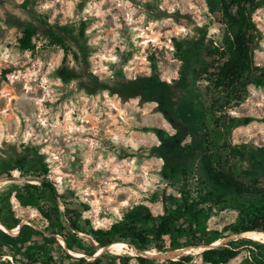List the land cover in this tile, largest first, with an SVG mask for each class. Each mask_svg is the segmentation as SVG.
I'll return each mask as SVG.
<instances>
[{"label":"rangeland","instance_id":"374dc122","mask_svg":"<svg viewBox=\"0 0 264 264\" xmlns=\"http://www.w3.org/2000/svg\"><path fill=\"white\" fill-rule=\"evenodd\" d=\"M219 10L216 0H0V166L18 164L26 155L44 158L58 192L73 207L84 210L80 204H88L83 213L96 227L110 226L137 204L162 214L164 191L177 198L197 197L201 183L196 165L187 180L167 183L162 178L160 141L154 132L143 130L164 127L174 132L158 103L140 95L124 98L102 86L148 75L154 62L161 78L169 82L178 78L183 61L176 41L206 34L220 42L224 27ZM252 16L259 31L253 59L264 68V4L257 5ZM82 21L85 53L79 61L72 54L64 61V50L48 43L45 27H74L77 36ZM28 25L37 29L35 50L21 51L18 39ZM73 49L78 50L74 45ZM62 66L80 73L81 78L64 81L59 77ZM190 86L204 89L206 82L196 80ZM186 94V89L177 93ZM230 113L241 119H264V86L250 85L245 102ZM231 141L264 147V121L244 125L239 120ZM237 168L241 180L264 179V162L255 167L242 161ZM12 174L19 178L20 171L14 169ZM9 182L0 181V188ZM155 193L159 198L153 201ZM237 201L230 197L202 205L207 230H223L235 222ZM60 202L63 205L64 199ZM15 203L23 218L20 226L27 223L43 229L47 225L36 209ZM165 238L169 246L170 238ZM167 252L174 251H156L149 257L163 262L169 258ZM248 255L243 249L226 264H247ZM0 260L16 264L8 255ZM122 261L117 258L116 264ZM127 264L139 263L133 258ZM193 264L208 263L196 255Z\"/></svg>","mask_w":264,"mask_h":264},{"label":"trees","instance_id":"16d2710c","mask_svg":"<svg viewBox=\"0 0 264 264\" xmlns=\"http://www.w3.org/2000/svg\"><path fill=\"white\" fill-rule=\"evenodd\" d=\"M216 1L224 36L220 42L206 34L190 40H177V53L183 61L178 78L170 82L161 78L154 62L148 75L122 78L112 87L102 86L124 98L140 95L158 103L174 132L164 127H145L143 130L154 132L160 141L157 151L164 161L162 178L167 183L187 180L196 165L201 183L199 195L191 198L185 194L177 198L164 191L162 214L155 215L146 204H137L128 208L110 226L96 227L83 213L88 204H80L84 210L73 207L58 192L54 180L49 177L50 166L44 158L26 155L18 159V164L0 166V181H11L0 188V258L11 256L16 264H116L117 258L124 264L133 258L139 264H193L196 255H200L205 263L226 264L247 249V264H264V242L251 238L233 239L199 254L163 262L147 254H143L145 257L118 256L105 251L96 255L100 248L115 242L118 243L114 245L131 250L113 248L130 254L144 250L183 251L210 245L233 233L264 231V179L241 180L237 168L238 162L242 161L255 167L261 165L264 147L236 145L231 141L239 120L247 125L264 119L257 120L253 116L241 119L230 113L232 108L245 102L250 85L264 86V68L255 64L253 59L259 31L252 16V10L264 4V0ZM36 34L35 27L25 26L18 39V48L21 51L35 50L33 40ZM45 34L50 45L64 50V61L70 54L79 61L81 53H85L84 21L77 36L74 27L66 25L46 26ZM73 45L78 50H74ZM59 77L70 82L81 75L62 66ZM201 79L206 82L204 89L190 86ZM185 89L186 95H177ZM14 169L20 171L19 178L12 174ZM18 179L25 181L17 182ZM230 197L238 198L236 221L223 230H207L205 207L201 206L214 200L221 203ZM61 198L64 199L63 205ZM158 198L157 193L152 197L153 201ZM14 200L22 208L36 209L47 220V225L43 229L27 223L20 226L23 218L18 214ZM166 236L170 238L169 246ZM127 243L144 250L131 248ZM0 263L11 264L10 260H0Z\"/></svg>","mask_w":264,"mask_h":264},{"label":"bare ground","instance_id":"6f19581e","mask_svg":"<svg viewBox=\"0 0 264 264\" xmlns=\"http://www.w3.org/2000/svg\"><path fill=\"white\" fill-rule=\"evenodd\" d=\"M233 236H247L248 238H251V239H254V240H257V241H264V232H255V231H246V232H243L241 234H235ZM230 237H225V238H221V239H218L216 240L215 242L211 243L210 245H203V246H199L198 248H194V247H191V248H188L186 250H183V251H174V252H170V253H166V255L169 257V258H176L177 256L181 255V254H186V253H190V252H195V254H199L200 252H202V250H205L206 248H211V247H216V246H219L221 245L222 243L224 242H227V240L229 239ZM126 244V243H125ZM129 247L131 248H135V249H138L136 247H133V246H130L129 244H127ZM115 246H118V247H121V248H125V247H122V246H119V245H113L111 246V250L113 252H122L116 248H113ZM127 250H131V249H128V248H125ZM103 250V248L101 249V251ZM139 250V249H138ZM134 251V250H133ZM157 250H153L152 252H146V251H143V252H137V251H134L136 252L137 254L136 255H141V256H144L143 254H152L154 252H156ZM128 255V254H127ZM147 257V256H146Z\"/></svg>","mask_w":264,"mask_h":264},{"label":"water","instance_id":"95a60500","mask_svg":"<svg viewBox=\"0 0 264 264\" xmlns=\"http://www.w3.org/2000/svg\"><path fill=\"white\" fill-rule=\"evenodd\" d=\"M1 221V220H0ZM6 227V226H5ZM7 228V227H6ZM248 231H259V232H264V231H261V230H248ZM244 232H246V231H244ZM241 233H243V232H240V233H233V234H231V235H229L228 237H230L228 240H227V242L228 241H230V240H233V239H238V238H248L247 236H233V235H235V234H241ZM63 238V237H62ZM57 239H59V241H60V238L57 236ZM64 240V239H63ZM61 242V241H60ZM261 242H264V241H261ZM115 243H118V242H115ZM115 243H113L112 245H110V246H107V247H104L103 248V250H102V252H100L99 254H101V253H103V252H105V251H112L110 248H111V246H113ZM61 244H62V242H61ZM128 244V243H127ZM66 249H67V247L64 245V244H62ZM130 246H134V247H136V248H139V247H137V246H135V245H132V244H129ZM211 248H213V247H211ZM139 249H142V248H139ZM179 249H181V248H179ZM206 249H209V248H206ZM68 250V249H67ZM142 250H144V249H142ZM174 250H176V249H174ZM145 251V250H144ZM203 251V250H202ZM70 252V251H69ZM146 252H152V251H146ZM159 252V251H158ZM71 253V252H70ZM160 253V252H159ZM161 253H164V252H161ZM99 254H96V255H99ZM188 254H195V252H190V253H186V254H181V255H179V256H177V257H180V256H183V255H188ZM145 257V256H144ZM176 257V258H177ZM167 259H175V258H167ZM163 260H165V259H163Z\"/></svg>","mask_w":264,"mask_h":264}]
</instances>
